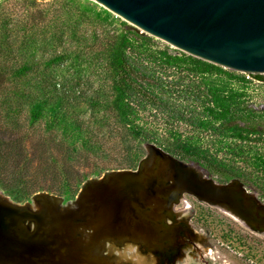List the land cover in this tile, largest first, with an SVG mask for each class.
I'll return each instance as SVG.
<instances>
[{
  "label": "trees",
  "instance_id": "1",
  "mask_svg": "<svg viewBox=\"0 0 264 264\" xmlns=\"http://www.w3.org/2000/svg\"><path fill=\"white\" fill-rule=\"evenodd\" d=\"M22 18L24 29L31 21L45 24L48 45L98 53L105 89L87 104L108 113L119 134L124 151L115 170H135L144 146L154 145L219 183L239 180L264 200V108L252 103L253 82H264L263 75L247 79L171 49L88 0H31ZM15 25L0 10V190L19 204L37 193L65 204L88 178L76 171L79 157L107 161L109 152L73 98L51 80L62 53L41 57L33 35L24 29L19 35ZM37 130L42 138L27 146L26 134Z\"/></svg>",
  "mask_w": 264,
  "mask_h": 264
},
{
  "label": "water",
  "instance_id": "2",
  "mask_svg": "<svg viewBox=\"0 0 264 264\" xmlns=\"http://www.w3.org/2000/svg\"><path fill=\"white\" fill-rule=\"evenodd\" d=\"M90 1L129 29L187 55L236 73L264 75V0ZM145 152L135 170L87 180L65 204L48 193L19 204L0 192V264H131L106 251L126 244L156 264H171L183 248L181 234L191 231L172 218V205L183 194L264 232V203L242 182L219 183L154 145H145Z\"/></svg>",
  "mask_w": 264,
  "mask_h": 264
},
{
  "label": "rangeland",
  "instance_id": "3",
  "mask_svg": "<svg viewBox=\"0 0 264 264\" xmlns=\"http://www.w3.org/2000/svg\"><path fill=\"white\" fill-rule=\"evenodd\" d=\"M30 1L0 0V10H6L14 19L17 24L15 25L16 30L21 31L18 33L19 35L24 30L33 35L36 46L39 47L38 54L41 57L47 59L53 57L54 53H62L61 61L52 65L51 80L73 98L81 116L96 129L109 152L107 161L84 156L79 157L75 165L76 171L80 172L77 173L80 177L87 175V180L100 178L105 172L113 171L120 165L124 151L119 134L115 131L111 118L107 116L108 113L99 109L93 110L87 104L88 99L94 97L100 87L105 89L100 57L95 49L81 48L70 43L60 46L57 44L54 46L53 43L48 45L49 34L45 24L40 20L25 24L24 29L23 24L20 25L23 22L22 12L26 5L30 4ZM52 1L54 0H36V3L46 5ZM90 2L103 8L93 1ZM20 38H18L17 43ZM156 40L160 44L167 45L161 40ZM253 86L256 90L252 94V103L259 108H264V82L255 81ZM3 89L4 87L0 86V92ZM26 135V145L29 147L36 146L37 141L42 138L40 130L34 133L29 131ZM53 152L55 158L62 163L63 149L57 148ZM94 172L98 173L100 177L91 176V173ZM1 194L10 199L2 192ZM185 200L192 207L190 223L195 229L194 240L198 249L184 245L179 261L173 264H264V232L249 228L231 213L221 208L208 205L194 198L185 197ZM262 202L264 203V200ZM188 209L189 207L178 213L184 221L189 217ZM225 233H230L234 238L222 240L221 236Z\"/></svg>",
  "mask_w": 264,
  "mask_h": 264
},
{
  "label": "flooded vegetation",
  "instance_id": "4",
  "mask_svg": "<svg viewBox=\"0 0 264 264\" xmlns=\"http://www.w3.org/2000/svg\"><path fill=\"white\" fill-rule=\"evenodd\" d=\"M230 182V181H229ZM228 183V182H227ZM223 184V183H222ZM248 188V187H247ZM249 189V188H248ZM250 191H252L251 189H249ZM257 195V194H256ZM185 197L186 198H194L193 196L189 195V194H183L180 198H179V201L176 203V204H173L172 206V210H171V213L173 215V220L176 222L180 221V222H184L182 221L178 216L177 214L179 212H181L182 210L186 209L187 207H189L188 211H189V217L187 220H185V223L189 226V229L191 231H187V232H184L181 234V239H180V243L182 244V246H186V245H190L192 247H194L195 249H198L197 247V244L194 240L195 238V229L191 226V223H190V219H191V215H192V207L190 206V203H188L186 200H185ZM196 199V198H194ZM197 200V199H196ZM175 213H174V212ZM191 213V215H190ZM167 221L170 223L171 220L170 219H167ZM182 251V250H181ZM182 255V252L181 253H178L177 255L173 256V257H170L171 259H173L172 263H175L177 261H179V257ZM166 260V259H165Z\"/></svg>",
  "mask_w": 264,
  "mask_h": 264
},
{
  "label": "bare ground",
  "instance_id": "5",
  "mask_svg": "<svg viewBox=\"0 0 264 264\" xmlns=\"http://www.w3.org/2000/svg\"><path fill=\"white\" fill-rule=\"evenodd\" d=\"M177 216L182 221H184L183 218H181L180 214H177ZM237 219H239V218H237ZM106 251H107V253L109 255H112L117 261H124V262L131 263V264H156L157 263L156 260H155V258L153 256H150V255L149 256L142 255L139 252V249L137 248V246L132 245V244H126L122 248H117V247H115L113 245H108Z\"/></svg>",
  "mask_w": 264,
  "mask_h": 264
},
{
  "label": "built area",
  "instance_id": "6",
  "mask_svg": "<svg viewBox=\"0 0 264 264\" xmlns=\"http://www.w3.org/2000/svg\"><path fill=\"white\" fill-rule=\"evenodd\" d=\"M245 76H246V78L248 79H250V77H249V75H251V74H244Z\"/></svg>",
  "mask_w": 264,
  "mask_h": 264
}]
</instances>
